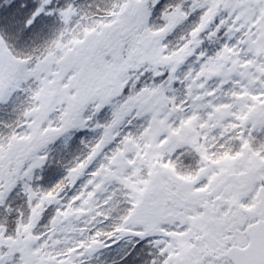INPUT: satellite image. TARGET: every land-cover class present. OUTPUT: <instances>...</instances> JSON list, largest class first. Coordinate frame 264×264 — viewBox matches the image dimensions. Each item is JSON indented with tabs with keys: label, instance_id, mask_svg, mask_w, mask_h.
Instances as JSON below:
<instances>
[{
	"label": "rangeland",
	"instance_id": "374dc122",
	"mask_svg": "<svg viewBox=\"0 0 264 264\" xmlns=\"http://www.w3.org/2000/svg\"><path fill=\"white\" fill-rule=\"evenodd\" d=\"M129 1L123 8L116 9L118 19L133 10L128 20L138 27L141 20L148 17L144 11L146 0ZM198 9L203 18L198 28L200 32L209 31L210 23L220 16L219 12L229 15L221 34L224 49L215 63H202L199 44L194 38L188 41L190 48L185 46L183 53L172 57L171 61L164 57L160 60L165 48L157 43L151 54L141 50L137 62L131 61L130 53L128 62H118L110 81L113 86L103 89L102 97L90 99L84 109L78 107L80 102L74 109L67 105L71 96L76 95L78 86L86 81L81 74L85 57L80 51L89 42L111 34L115 28L113 18L91 20L72 10L61 11L59 29L47 39L46 52L29 60L27 65L0 47V109L3 110L0 112V162L18 151L31 154L34 150L37 155L25 172L37 170L43 156L49 154L50 146L60 145L58 138L78 129L83 133L81 137L87 151L86 156L79 159L84 167H69L65 172L72 198L65 210L53 216L47 235L39 239L23 237L19 245L6 241L5 238L11 237V230L6 229L4 237H0V248L6 247L7 252L0 255V264H38L42 261L93 264L94 257L101 255L109 245L120 249L144 237L156 238L157 243L167 244L172 250L166 260L160 257L163 261L158 264H179L177 239L181 229L176 223L180 221L175 222L172 212L159 206L162 204L158 198L166 199L169 193L161 185L156 191L157 182H166L171 193L181 192L182 187L191 193L194 188L211 181L208 168L217 155L213 145L226 139L233 126L264 129V0H205ZM161 32L165 35L163 30ZM183 55L185 59L181 65L171 70L174 81L182 82L179 91H173L174 98L158 94V106L153 105L154 97L149 105L142 99L144 110H139L133 126L124 127L121 118L110 132L107 126L96 127V115L108 106L111 97L119 95L128 66H138L140 61L151 57L163 65L176 64ZM189 88L194 96L186 103L183 102L184 90ZM52 95L55 99L49 105ZM8 112L13 116L8 117ZM186 143L200 151L196 154L194 171L184 167L181 173L178 165L171 160L169 163L162 161V157L167 154L171 157V152H178ZM259 154L264 157V144ZM8 163L6 161L5 165ZM1 177L7 184L0 182V202L2 192L18 183L10 174L7 179L5 174ZM39 192L26 187L22 190L29 203L35 201L31 208L38 203ZM188 195L191 200L196 197ZM184 217L189 219L190 214H182L179 219ZM2 223L4 218L0 219V229L4 231L6 222Z\"/></svg>",
	"mask_w": 264,
	"mask_h": 264
},
{
	"label": "trees",
	"instance_id": "16d2710c",
	"mask_svg": "<svg viewBox=\"0 0 264 264\" xmlns=\"http://www.w3.org/2000/svg\"><path fill=\"white\" fill-rule=\"evenodd\" d=\"M201 1L203 0L150 1L149 7L151 9L154 8L155 12L153 16H156L157 12H159L158 20L165 19L166 21L169 18L183 19L179 27H176L179 23L173 24L170 21L171 25L173 24L172 29H169L165 35L159 33V35L161 34V39L168 42V49L170 42L174 40L178 41L183 37L187 40L193 38L200 27V24L198 26L197 23L202 22L199 14L194 13V7L188 12L180 13L179 6L181 4L189 6V2H196L197 4L194 6L198 7ZM126 4L127 0H0V47L6 48L8 54L27 65L29 60L32 61L40 53L43 55L46 52L47 39L52 38V35L59 29L61 21L59 14L61 11L72 10L75 13H79L83 18L91 20L105 19L107 17L120 20L116 9L123 8ZM218 15L220 16L215 18L213 25L210 27L212 31L211 37L205 32H201L196 38L200 42V53L204 64L215 63L221 49H224L222 48L221 34L223 27L227 26L229 15L227 12H219ZM162 29L165 31L166 28ZM154 34L157 35V33ZM155 41H159V38H156ZM130 44L131 42H128L127 48L119 52V60L115 54L112 56L110 54L106 59L105 56L103 57V52L98 54L106 60L107 64L113 63L115 58L120 61L119 63L125 64L129 59ZM126 76L121 82L119 96L109 99L108 106H105L96 115V127L107 126V131L110 132L109 130L113 129V124L119 121L120 116L118 114L122 113L124 109L129 110L131 104V108H134V104H138L136 107L139 113V110H144L142 99L146 100V105H149L146 99L148 94L152 92L171 94L173 91H179L180 87L179 83L174 81L175 78L170 72V68L159 67L149 58L140 61L139 65L136 66V71H129ZM186 90V95H189L191 93L190 89ZM197 106L200 109L202 107L199 103H197ZM0 112H3V110L0 109ZM7 116H12V114L8 112ZM81 135L83 133L78 129L71 132V134L67 133L58 138L60 145L56 146L54 143L50 146L49 154L47 153L45 157L42 154V163L38 169L32 171L29 169L27 170L28 173L25 170L30 166L31 160L37 155V153H33L34 150L31 151V154H20L21 151H18L6 159L7 162L12 164L10 165L13 168L11 179L16 178L18 183L14 188L5 189L2 193L0 219L4 218L6 225L4 231L0 229V237H4L3 233L6 229L11 230V233H9L11 237L5 238L6 241L11 240L20 245L23 237H25L24 239H30V237L39 239L44 237L45 234L47 235L53 216L65 210L69 206V199L72 198V188L67 179H65V172L69 167H84V162H80V160L86 156L87 151H85V140ZM188 145H190L186 151L188 153H181L179 156L175 154L176 163L174 162L173 164H178L181 171L185 167L189 168L190 172H193L196 154L191 152V150L195 151V149L191 148V144L189 143ZM12 161L14 162L12 163ZM5 162L1 161L0 164L2 163L5 166ZM2 181L5 180L0 176V182ZM24 187L28 190L35 189L40 191L38 193L39 201L33 208H31V205H35V201L31 200L29 203L28 197H23L22 190ZM17 189L19 191H16ZM158 202L159 204H165L166 200L158 198ZM159 206L163 207V205ZM19 225L21 226L15 229V226ZM156 240V238L152 237L138 238L120 249L116 245L111 244L108 249H104L101 255L94 257L92 263H161V261L166 260V256L171 254V250L168 245L164 243L161 245ZM6 252V247L0 248V255ZM38 264L48 263L42 261Z\"/></svg>",
	"mask_w": 264,
	"mask_h": 264
},
{
	"label": "flooded vegetation",
	"instance_id": "af4514ba",
	"mask_svg": "<svg viewBox=\"0 0 264 264\" xmlns=\"http://www.w3.org/2000/svg\"><path fill=\"white\" fill-rule=\"evenodd\" d=\"M127 18L128 16L125 15L121 21H117L116 30L110 32L111 34L99 38L98 41L93 40L84 49H81L80 55L85 57L81 74L85 76L86 81L84 80L78 86L76 95L71 96L68 101L67 105H70L71 109L75 108L77 102H80L78 107L86 108L90 99L100 97V95L102 97L103 89H110L113 86L110 81L116 65L120 62L118 61L119 52L127 48L128 42H131L128 53L131 54L130 59L134 62H137L141 50L145 49V52L151 54L152 49L156 48L154 36L146 34L143 32L145 29L139 27L129 28L125 21ZM142 34H145V40L140 39ZM147 40L149 43L145 45ZM174 48L175 50H170L171 53L168 56L161 54L160 60L164 57L171 61L172 57H179L184 51L181 42ZM165 50L163 52L166 54ZM101 52H103L105 59L110 54L111 56L117 54L118 60L115 58L111 64H107L104 58L100 61L101 55L98 53ZM150 59L152 62L155 61L152 57ZM184 59L185 56L183 55L176 64L163 65L161 61L154 63L162 68L173 69L176 66L179 67ZM135 66L137 64L128 66L126 74L129 71L135 72ZM87 73L93 75L90 82L87 80ZM181 84L182 82H180V86ZM150 94L152 95L148 98V103L152 102L154 97L153 105L158 106V94L154 92ZM163 95L165 98L171 96L168 93ZM79 97L82 98L78 100ZM134 105V108H131V104L129 110L124 109L122 113L118 114L119 120L123 118L124 127L131 124L133 126L137 119L136 106L138 104ZM73 113L75 114L74 111H72ZM249 128L247 125L233 126L226 139L224 138L215 146L213 145L214 153L217 151V155L214 156V160L208 168L211 176L209 183L194 188L191 193H188L184 187H182L181 192L171 193L170 186L166 185V182L165 184L161 181L157 182L156 191L161 185L169 193V197L171 196L170 199L166 197L167 202L162 204L163 209L172 212V219L175 218V222L176 220L180 221L179 224L176 223L181 229L179 234L181 236L177 239L179 240L177 245L180 246V248L178 247V250L180 249L179 264H232L227 253L234 248L243 249L246 247L248 244L245 234L246 228L261 221L264 222V157L258 155L259 149H262L264 144V129L259 131L252 127ZM200 143L202 142L200 141ZM196 150L192 152L199 153L200 150ZM167 155H163L162 161L168 160ZM195 158L197 159V157ZM253 163L258 165L253 166ZM10 165H12L10 162L5 166L0 164V176L5 174L7 179L9 174L11 175L13 168ZM154 170L156 171V167ZM187 194L196 197L191 200L187 198ZM186 213L190 214L189 219L186 217L179 219L182 214ZM203 219L205 220L203 221ZM185 221L187 223L182 227ZM194 221L195 226L193 225Z\"/></svg>",
	"mask_w": 264,
	"mask_h": 264
},
{
	"label": "water",
	"instance_id": "95a60500",
	"mask_svg": "<svg viewBox=\"0 0 264 264\" xmlns=\"http://www.w3.org/2000/svg\"><path fill=\"white\" fill-rule=\"evenodd\" d=\"M91 79L89 76L88 80ZM49 105L54 98L49 97ZM248 244L243 249H232L228 259L232 264H264V222L255 223L245 231Z\"/></svg>",
	"mask_w": 264,
	"mask_h": 264
}]
</instances>
